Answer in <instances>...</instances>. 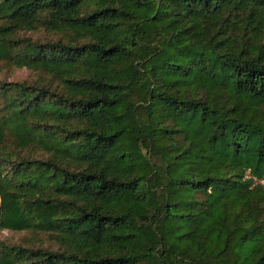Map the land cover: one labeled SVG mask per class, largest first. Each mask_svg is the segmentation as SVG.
I'll return each instance as SVG.
<instances>
[{
    "label": "trees",
    "instance_id": "trees-1",
    "mask_svg": "<svg viewBox=\"0 0 264 264\" xmlns=\"http://www.w3.org/2000/svg\"><path fill=\"white\" fill-rule=\"evenodd\" d=\"M0 264H264V0H0Z\"/></svg>",
    "mask_w": 264,
    "mask_h": 264
},
{
    "label": "rangeland",
    "instance_id": "rangeland-1",
    "mask_svg": "<svg viewBox=\"0 0 264 264\" xmlns=\"http://www.w3.org/2000/svg\"><path fill=\"white\" fill-rule=\"evenodd\" d=\"M29 76L30 73L27 69L4 67L0 72V81L24 80L29 78ZM25 235V232H15L8 229L0 231V239L10 241L12 243L19 242Z\"/></svg>",
    "mask_w": 264,
    "mask_h": 264
}]
</instances>
